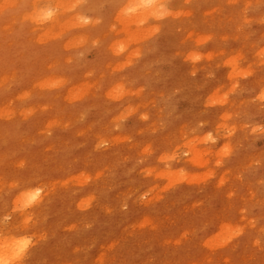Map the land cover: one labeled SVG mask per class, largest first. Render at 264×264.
Returning a JSON list of instances; mask_svg holds the SVG:
<instances>
[{
    "label": "rangeland",
    "instance_id": "374dc122",
    "mask_svg": "<svg viewBox=\"0 0 264 264\" xmlns=\"http://www.w3.org/2000/svg\"><path fill=\"white\" fill-rule=\"evenodd\" d=\"M64 1L0 0L1 257L264 264V0Z\"/></svg>",
    "mask_w": 264,
    "mask_h": 264
},
{
    "label": "bare ground",
    "instance_id": "6f19581e",
    "mask_svg": "<svg viewBox=\"0 0 264 264\" xmlns=\"http://www.w3.org/2000/svg\"><path fill=\"white\" fill-rule=\"evenodd\" d=\"M64 1V0H63ZM74 1V0H73ZM12 2V1H11ZM32 2V1H31ZM65 2V1H64ZM69 2V1H68ZM126 2V1H125ZM134 2H136V0H128L127 2H126V4L127 5H124L123 6V4H125V3H123L122 4V7L121 6H119V13H124V9L127 7V6H129L130 4H132V3H134ZM50 3H51V0H50ZM58 3L60 4V1H58ZM63 3V2H62ZM70 3V2H69ZM156 3L157 4H159V5H163V7H165L164 6V0H156ZM9 4V3H8ZM58 4V5H59ZM10 5H11V3H10ZM13 5V4H12ZM49 5H51V4H49ZM49 5H45L44 6V8L43 7H41V6H39V4H37V2L35 1L34 3H33V5H32V8H31V10H30V12L28 11V15L31 17V19H33V17H37V16H39V15H41V14H43L45 11H48V10H51L52 11V16H51V18L49 19L50 20V22L52 23V22H56L59 18H58V16H59V13H57V12H55V10H53ZM166 5V4H165ZM9 6V5H8ZM62 6H65V5H63L62 4ZM56 7H59V6H56ZM91 8H92V6H91ZM118 9V8H117ZM167 8H165V11H167L166 10ZM154 10H156V9H149V8H146V9H142L141 10V15H142V17H146L147 15H149L150 13H152ZM175 10H176V8H175ZM175 10H172V11H175ZM117 11V10H116ZM168 13H170L171 11L168 9ZM181 11V10H180ZM211 11V10H210ZM61 12V11H60ZM63 12V11H62ZM61 12V13H62ZM118 12V11H117ZM119 13H117L116 15H114V16H119V20H118V22H120V21H123L122 23H120V24H122L123 25V23H124V20H123V17H126L127 15H121V14H119ZM140 13H138V14H140ZM134 15V14H133ZM137 15V14H136ZM151 15H153V14H151ZM170 15V14H169ZM83 16V15H82ZM113 16V18H116V17H114ZM121 16H123V17H121ZM130 16V15H129ZM131 16H132V14H131ZM150 16V15H149ZM40 17V16H39ZM137 17V16H136ZM72 18H73V16L71 17V20H72ZM138 18L139 19H141L140 17H139V15H138ZM157 18V17H156ZM76 19V18H75ZM118 19V18H117ZM121 19V20H120ZM113 20H116V19H113ZM130 20V19H129ZM37 21V20H36ZM36 21H34V22H36ZM63 22H64V20H62ZM48 22V21H47ZM62 22V23H63ZM71 22V21H70ZM69 22V23H70ZM73 22V21H72ZM75 22V21H74ZM117 22V21H116ZM126 22V21H125ZM143 22V21H142ZM39 23H40V21H39ZM53 23V24H54ZM57 23H59L60 24V22H57ZM113 23H114V21H113ZM138 23H140L139 21H138ZM48 24V23H47ZM68 24V23H67ZM124 24H127V23H124ZM55 25V24H54ZM65 25H66V23H65ZM65 25H62V26H65ZM113 25V24H112ZM139 25V24H138ZM50 26L51 25H49V27L48 26H43L40 30H42L43 31V36L46 34V31H48V30H50ZM53 26V25H52ZM52 26H51V28H52ZM110 27H112V26H110ZM131 27V26H130ZM63 28V27H62ZM142 28V27H141ZM141 30V29H140ZM63 31V30H62ZM113 32H114V30H113ZM116 32V31H115ZM51 35H53V34H51ZM50 35V36H51ZM57 35V34H56ZM42 36V35H41ZM80 36V35H79ZM39 37V36H38ZM234 37H236V36H234ZM35 38V37H34ZM36 38H37V36H36ZM41 38V37H40ZM44 38V37H43ZM68 38V37H67ZM73 39V38H72ZM78 39V38H77ZM96 39V38H95ZM80 41V40H79ZM84 41V40H83ZM94 41V40H93ZM37 42V41H36ZM72 44V43H71ZM92 44V43H91ZM127 44V43H126ZM72 47V46H71ZM211 51V50H210ZM67 56V55H66ZM228 56V55H227ZM230 56H231V54H230ZM225 58V57H224ZM227 60V59H226ZM238 69V68H237ZM194 73V72H193ZM249 73V72H248ZM227 74V73H226ZM209 75V74H208ZM54 76V75H53ZM205 76V75H204ZM5 77V76H4ZM0 78H2V77H0ZM58 78V77H57ZM263 78V77H262ZM39 79V78H38ZM41 80V79H40ZM55 80V79H54ZM58 80V79H57ZM4 81H5V79H4ZM47 81H48V79H47ZM38 82V81H37ZM49 82V81H48ZM117 82H119V81H117ZM259 82V81H258ZM41 83V82H40ZM51 83H52V81H51ZM38 84V83H37ZM48 84H50V83H48ZM43 85V84H42ZM51 85V84H50ZM49 85V86H50ZM53 85H55V84H53ZM236 86V85H235ZM44 87V86H43ZM55 87V86H54ZM25 89V88H24ZM34 89V88H33ZM108 89V88H107ZM23 90V89H22ZM263 91H264V89H263ZM25 92V91H24ZM258 93V92H257ZM259 93H261V92H259ZM264 93V92H263ZM21 97V96H20ZM80 97V96H79ZM212 97V96H211ZM261 97V96H260ZM76 98V97H75ZM213 98V97H212ZM211 98V99H212ZM260 99H262V98H260ZM211 101V100H210ZM204 104H207V103H204ZM7 106H5V108H6ZM22 107V106H21ZM128 107H130V106H128ZM10 109V108H9ZM122 111V110H121ZM9 112V111H8ZM23 112V111H22ZM4 113H6V111H4ZM222 113V112H221ZM228 114V113H227ZM209 115V114H208ZM219 115V114H218ZM229 115V114H228ZM231 128V127H230ZM189 145V144H188ZM191 147V146H190ZM189 147V148H190ZM223 147H224V145H223ZM193 151H194V149L193 148H191ZM190 149V150H191ZM191 150V151H192ZM196 150V149H195ZM222 150V148L220 149V151ZM227 150V149H226ZM197 151V150H196ZM219 151V152H220ZM224 150H222V152H223ZM197 152H199V151H197ZM226 152V151H225ZM193 153V152H192ZM195 153V155H197L196 154V152H194ZM194 153H193V155H194ZM200 153V152H199ZM224 154V153H223ZM166 155V154H165ZM195 158V157H194ZM196 158H199V157H196ZM195 160V159H194ZM194 160H191L193 163L195 162V163H198V162H196V161H194ZM157 173V172H156ZM167 173H169V172H167ZM171 174V175H170ZM169 175H170V177L172 176V179L174 178L173 177V173L171 172ZM96 175H97V173H96ZM168 175V174H167ZM166 175V176H167ZM69 176V175H68ZM164 176V175H163ZM162 176V177H163ZM159 177H160V175H159ZM171 179V178H170ZM174 179H176V178H174ZM167 180V179H166ZM169 180V179H168ZM172 181V180H171ZM172 184V183H171ZM170 184V185H171ZM167 185H169V184H167ZM166 185V186H167ZM164 189V188H163ZM163 191V190H162ZM40 201V200H39ZM88 201V200H87ZM24 219V218H23ZM22 219V220H23ZM72 226V225H71ZM68 227H69V225H68ZM10 230H14V229H10ZM6 235H7V239L9 240V242H8V246H7V254H9V256L8 257H5V258H2L1 256L2 255H5L6 253H4V254H0V257H1V259H0V264H7L6 262H7V260L9 259V258H13V261H12V264H20V262H19V258H20V256H21V251H15V248H14V245H16V244H20V242H21V240L22 239H19L18 238V236L16 235V233H15V231H9V232H7L6 233ZM21 237V236H20ZM148 240V239H147ZM139 243V242H138ZM27 245V244H26ZM17 248L18 249H20L19 248V246H17ZM132 251V250H131ZM162 254V253H161ZM161 254H160V256H161ZM174 256H176V255H174ZM173 256V257H174ZM148 257H150V256H148ZM172 259V258H171ZM152 260V259H151ZM105 262V261H104ZM179 262V261H178ZM62 263V262H61ZM171 263V262H170ZM173 263H174V261H173ZM161 264V263H160Z\"/></svg>",
    "mask_w": 264,
    "mask_h": 264
},
{
    "label": "clouds",
    "instance_id": "9594fccd",
    "mask_svg": "<svg viewBox=\"0 0 264 264\" xmlns=\"http://www.w3.org/2000/svg\"><path fill=\"white\" fill-rule=\"evenodd\" d=\"M146 8L156 9L159 15L161 16L166 14V11L163 9V5L157 4L156 0H136V2L130 4L124 9V14L128 15L130 13H138L142 9H146ZM52 14L53 13L51 10L45 11L43 14L40 15L39 20L43 22L44 20L50 19ZM123 47L124 45L121 44L118 50L122 51ZM42 193H43V190L38 187L30 190L25 195L24 199L19 202L18 206L21 209H26V208L33 206L34 204L39 202V200L42 197Z\"/></svg>",
    "mask_w": 264,
    "mask_h": 264
},
{
    "label": "snow or ice",
    "instance_id": "6c2138e0",
    "mask_svg": "<svg viewBox=\"0 0 264 264\" xmlns=\"http://www.w3.org/2000/svg\"><path fill=\"white\" fill-rule=\"evenodd\" d=\"M27 241H22L19 244V248L22 250L23 246L26 245Z\"/></svg>",
    "mask_w": 264,
    "mask_h": 264
}]
</instances>
